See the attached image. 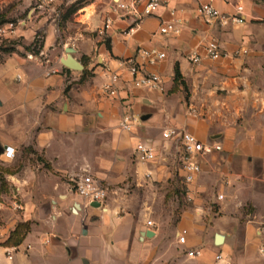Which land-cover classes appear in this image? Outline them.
<instances>
[{"label": "crops", "instance_id": "crops-1", "mask_svg": "<svg viewBox=\"0 0 264 264\" xmlns=\"http://www.w3.org/2000/svg\"><path fill=\"white\" fill-rule=\"evenodd\" d=\"M208 2L225 15L242 5L244 22L206 21L199 7ZM106 9L104 20L88 7L81 14L94 29L113 18L105 31L110 48L101 35L62 41L61 48L48 39L39 53L12 52L0 63V163L14 170L6 173L8 191H0V264H264V1L163 0L137 23L113 15L110 4ZM172 10L183 29L162 34ZM211 40L229 55L208 57ZM68 46L82 69L62 62ZM243 46L249 53L234 56ZM152 48L166 59L147 64L139 50ZM193 52L199 63L191 61ZM130 57L160 74L164 90L136 87ZM177 67L185 84L176 88ZM109 72L121 76L117 97L102 90ZM127 113L135 117L130 132L119 126ZM168 127L222 146L202 160L194 199L171 228L158 219L149 226L144 211L131 207L148 202L141 190L166 186L176 162L182 178L180 145L162 135ZM140 139L155 147L156 160L136 159ZM6 146L16 156L3 161ZM85 170L110 189L131 187L133 194L92 206L73 188ZM21 222L30 223L23 240L3 245ZM181 229L185 244L178 241ZM195 248L202 253L192 257Z\"/></svg>", "mask_w": 264, "mask_h": 264}, {"label": "built area", "instance_id": "built-area-1", "mask_svg": "<svg viewBox=\"0 0 264 264\" xmlns=\"http://www.w3.org/2000/svg\"><path fill=\"white\" fill-rule=\"evenodd\" d=\"M58 0H37L36 9H48L54 7ZM264 1V0H262ZM140 0H114L110 5V12L116 17L130 16L137 23L143 20L146 16L153 15L162 6L163 0H146L142 8L139 7ZM199 14L206 20L211 21L213 19H219L223 24H226L228 20H233L237 23H243L245 20L244 7L242 5L237 6V12L234 15H225L218 8H216L211 2L203 3L199 7ZM171 18L163 21L160 25V32L162 34H179L183 29V20L177 15L175 10L170 12ZM27 22L23 20H9L0 23V39L13 40L18 38L22 26ZM113 24V18L107 17L103 32L108 30ZM264 24V21H263ZM206 55L212 59H221L227 57L229 53L223 51L217 40H211L207 43ZM249 53V49L245 46L237 49L233 55H245ZM139 55L147 64L154 65L166 59L167 54L165 51L157 48L152 49H140ZM190 59L194 63L201 61V56L193 52L190 54ZM129 67V73L131 75V81L136 87L148 89V90H164V82L160 74L154 71L146 70L137 60L136 57H130L126 60ZM121 76L116 72H109L107 80L102 86L103 93L109 97H117L120 92ZM135 122V117L131 114H125L122 116L119 126L122 130L132 131ZM162 135L168 139H176L181 148L180 168L182 171V182L186 189V196L189 202L193 201L192 185L196 182L198 176L202 172V160L208 154H211L215 150H221L220 144L205 145L201 140L197 138L193 133L179 127L164 128ZM16 151L12 146H6L1 154L3 161L15 158ZM136 159L141 163L152 162L157 158V152L155 147L140 139L135 146ZM75 192L85 198L87 202L92 205L94 202H99L102 208L107 206L111 189L102 180L93 177L88 170H85L81 175L74 180L73 186ZM218 199H224L223 194H218ZM149 226L153 225L152 220H148ZM179 243L185 244L187 242V230L181 229L178 232ZM9 257L10 251H8ZM202 249L195 248L188 251V254L192 257L201 255ZM223 253L217 255V259H222ZM230 264V263H229Z\"/></svg>", "mask_w": 264, "mask_h": 264}, {"label": "rangeland", "instance_id": "rangeland-1", "mask_svg": "<svg viewBox=\"0 0 264 264\" xmlns=\"http://www.w3.org/2000/svg\"><path fill=\"white\" fill-rule=\"evenodd\" d=\"M113 1L58 0L52 8L34 10L37 0H0V23L23 19L27 22L21 29L25 31L23 35L13 40L0 39V63L12 52H19L22 55L27 51L39 53L48 39H55L58 47L61 48L63 45L59 43L62 41L67 42L73 38L82 40L83 36L96 38L101 35L104 43L109 44L105 31L103 32L102 28H92L93 25L91 26L85 22L81 12L88 7L93 11L94 16L104 20L106 7L109 4L111 5ZM4 169L5 166L0 163V181L7 183ZM2 191H8V188L3 186ZM141 192L139 196L145 194L144 196L147 197L148 202L135 203L131 207L143 210L148 219H158L161 223L163 222L165 228H171L175 225L182 211L191 204L187 200L178 162L175 163V172L166 186L154 188L153 193H145L142 190ZM131 194H133L131 187H125L123 190L111 189L109 198L110 196L119 197Z\"/></svg>", "mask_w": 264, "mask_h": 264}, {"label": "trees", "instance_id": "trees-1", "mask_svg": "<svg viewBox=\"0 0 264 264\" xmlns=\"http://www.w3.org/2000/svg\"><path fill=\"white\" fill-rule=\"evenodd\" d=\"M108 47L110 48V44H108ZM180 82V83H179ZM184 82L181 81V73L179 68H176V72H175V87L177 88L178 85L182 84ZM5 173H13L14 170L10 169V168H5L3 170ZM8 183H6L5 181H0V191H2L3 186H6L7 188ZM30 229V223L29 222H21L18 224V226L15 228V230H13L9 236V238L4 241L2 244L3 245H17L19 244L27 231H29Z\"/></svg>", "mask_w": 264, "mask_h": 264}, {"label": "water", "instance_id": "water-1", "mask_svg": "<svg viewBox=\"0 0 264 264\" xmlns=\"http://www.w3.org/2000/svg\"><path fill=\"white\" fill-rule=\"evenodd\" d=\"M68 55L67 57H64L62 59V62L69 68L72 69H82L83 66L72 56V53L75 52V49L73 47H67ZM92 206L95 207H101V204L99 202L92 203ZM223 241V237L221 235H217L216 237V243L220 244Z\"/></svg>", "mask_w": 264, "mask_h": 264}]
</instances>
